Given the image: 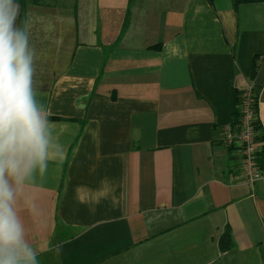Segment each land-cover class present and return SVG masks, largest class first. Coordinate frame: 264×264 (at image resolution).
<instances>
[{"label":"crops","instance_id":"obj_1","mask_svg":"<svg viewBox=\"0 0 264 264\" xmlns=\"http://www.w3.org/2000/svg\"><path fill=\"white\" fill-rule=\"evenodd\" d=\"M26 10L35 99L64 152L16 185L38 264H263L264 175L245 181L223 129L249 85L264 128V0Z\"/></svg>","mask_w":264,"mask_h":264},{"label":"clouds","instance_id":"obj_2","mask_svg":"<svg viewBox=\"0 0 264 264\" xmlns=\"http://www.w3.org/2000/svg\"><path fill=\"white\" fill-rule=\"evenodd\" d=\"M18 9L0 0V264H38L14 207L16 185L64 152L35 99V53L27 30L16 24Z\"/></svg>","mask_w":264,"mask_h":264},{"label":"built area","instance_id":"obj_3","mask_svg":"<svg viewBox=\"0 0 264 264\" xmlns=\"http://www.w3.org/2000/svg\"><path fill=\"white\" fill-rule=\"evenodd\" d=\"M239 109L238 122L224 127L223 141L228 147L240 149L243 157V177L248 183H254L264 175V169L259 163L264 146L258 139L257 97L252 85L245 87L242 92ZM261 132L264 134V128Z\"/></svg>","mask_w":264,"mask_h":264},{"label":"trees","instance_id":"obj_4","mask_svg":"<svg viewBox=\"0 0 264 264\" xmlns=\"http://www.w3.org/2000/svg\"><path fill=\"white\" fill-rule=\"evenodd\" d=\"M254 1H259V0H233L234 5L236 7H238L242 3L254 2ZM13 2L18 3L19 7H20V10H19V27L25 28V26H26V14H27V10H26L27 0H13ZM157 46H160V45H157ZM256 92H257V90H256ZM234 95H235V103H234V108H233L234 109L233 110V122L230 124L237 123L239 120V117H240L239 105H240V101H241L242 91L236 90ZM256 97H257V104H258V93H256ZM257 112H258V109H257ZM256 128L259 132L258 139L262 143V146H264V134H263V132H261L262 126H261L259 119L256 121ZM259 160H260L259 161L260 167H262L264 169V152L260 153V159ZM233 247H234V238L232 235L231 228L229 226H227L220 236L219 248H220L221 252H227V251L231 250ZM263 264H264V253H263Z\"/></svg>","mask_w":264,"mask_h":264},{"label":"rangeland","instance_id":"obj_5","mask_svg":"<svg viewBox=\"0 0 264 264\" xmlns=\"http://www.w3.org/2000/svg\"><path fill=\"white\" fill-rule=\"evenodd\" d=\"M50 257V256H49ZM43 258H44V255H43ZM44 259H46V258H44Z\"/></svg>","mask_w":264,"mask_h":264}]
</instances>
